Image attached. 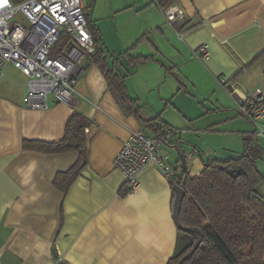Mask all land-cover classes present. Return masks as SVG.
Returning a JSON list of instances; mask_svg holds the SVG:
<instances>
[{
    "label": "crops",
    "instance_id": "0c3cea01",
    "mask_svg": "<svg viewBox=\"0 0 264 264\" xmlns=\"http://www.w3.org/2000/svg\"><path fill=\"white\" fill-rule=\"evenodd\" d=\"M92 1L83 0L84 6ZM162 3L95 0L89 20L139 116L178 130L161 147L175 177L183 170L196 176L208 160L235 157L249 140L264 158V137L237 111L245 95L264 89V0H169L185 11L171 24ZM201 44L207 46L203 59L194 55ZM135 56L152 59L129 64ZM75 72L70 101L50 96L41 109L23 105L27 77L18 69L7 65L0 78V264H52L57 254L65 264H167L181 237L172 186L149 166L126 194L124 175L112 165L132 130L153 132L124 112L89 56ZM73 110L89 121L87 160L62 192L54 177L79 152L43 153L22 144L60 140Z\"/></svg>",
    "mask_w": 264,
    "mask_h": 264
},
{
    "label": "trees",
    "instance_id": "16d2710c",
    "mask_svg": "<svg viewBox=\"0 0 264 264\" xmlns=\"http://www.w3.org/2000/svg\"><path fill=\"white\" fill-rule=\"evenodd\" d=\"M162 1L163 5L169 2ZM93 40L95 51L88 55L89 60L102 71L115 101L124 112L139 119L145 128L160 133L163 125L156 118L144 120L139 116L135 100L126 91L124 76L107 65L98 31ZM151 59L150 56H135L128 57L127 62L135 65ZM88 123L84 115L73 110L60 140H25L22 144L24 149L43 153L79 152L75 163L54 177L53 185L62 192L68 189L86 164L84 130ZM262 154L263 149L249 140L239 155L208 160L196 176H189L183 170L179 177H175L176 183L172 185L174 199L177 189L183 191L178 220L187 229H180L176 223L182 235L167 264H264V199L255 188L264 181V173L256 165ZM239 167L243 170L235 176L227 172Z\"/></svg>",
    "mask_w": 264,
    "mask_h": 264
},
{
    "label": "built area",
    "instance_id": "2783aa9c",
    "mask_svg": "<svg viewBox=\"0 0 264 264\" xmlns=\"http://www.w3.org/2000/svg\"><path fill=\"white\" fill-rule=\"evenodd\" d=\"M160 10L169 24L185 17L177 3L160 6ZM62 32L65 38L60 43ZM94 51L82 0H0V78L7 65L27 77L22 97L25 107L45 108L50 96L55 102H69L76 86L75 71ZM194 55L206 58L207 46L199 45ZM237 111L254 125L256 136L264 137V89L256 87L245 95ZM176 132L172 127L160 133L148 134L142 129L130 132L112 160L113 167L124 175L126 194L134 193L140 172L149 166L171 186L176 183L173 165L161 151L163 143ZM52 264H65L63 255L57 254Z\"/></svg>",
    "mask_w": 264,
    "mask_h": 264
},
{
    "label": "rangeland",
    "instance_id": "374dc122",
    "mask_svg": "<svg viewBox=\"0 0 264 264\" xmlns=\"http://www.w3.org/2000/svg\"><path fill=\"white\" fill-rule=\"evenodd\" d=\"M103 1H104V0H103ZM93 2H95V0H93L92 3H93ZM92 3L90 4V3L88 2V3H87V6H84L83 0H82V5H83L84 13H85V15H86V17H87L88 24H89V27H90V29H91V31H92L93 37H95V33H96V31H98V28H97V26L95 25V23H94L93 20H89V16H91L92 9H93V8H91ZM17 17H18L19 19H21L24 23H26V22H25V19H23V18L21 17V15H17ZM64 38H65V32H62V33H61V38L59 39V42L62 43V42L64 41ZM100 42H101V39H100ZM176 155H178V154H176ZM176 155H173L171 158H172V159H175ZM256 165H257L258 169H259V170H262V172L264 173V158H262V159H260V158L257 159V160H256ZM256 191H257V193H258V194L264 199V181H262V182H260V183H258V184L256 185ZM180 235H182V233H180Z\"/></svg>",
    "mask_w": 264,
    "mask_h": 264
},
{
    "label": "water",
    "instance_id": "95a60500",
    "mask_svg": "<svg viewBox=\"0 0 264 264\" xmlns=\"http://www.w3.org/2000/svg\"><path fill=\"white\" fill-rule=\"evenodd\" d=\"M178 157H179V160L181 162H184L185 161V158H184V155L181 153V152H178ZM241 170H243V167H239V168H230L227 170V172L233 176H235L236 174H238ZM182 194H183V191L182 189H177L176 190V196H175V199H174V202H173V215H174V219H175V222L177 223L178 227L182 230H186L187 228L182 226L180 223H179V220H178V211H179V205H180V200H181V197H182Z\"/></svg>",
    "mask_w": 264,
    "mask_h": 264
}]
</instances>
